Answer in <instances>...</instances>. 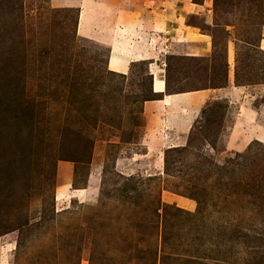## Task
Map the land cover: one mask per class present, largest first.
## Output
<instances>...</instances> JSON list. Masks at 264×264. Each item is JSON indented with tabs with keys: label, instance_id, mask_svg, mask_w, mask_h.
<instances>
[{
	"label": "rangeland",
	"instance_id": "1",
	"mask_svg": "<svg viewBox=\"0 0 264 264\" xmlns=\"http://www.w3.org/2000/svg\"><path fill=\"white\" fill-rule=\"evenodd\" d=\"M194 1L201 59L148 31L122 75L77 5L0 0V264H264V0ZM161 66L162 92H214L160 157Z\"/></svg>",
	"mask_w": 264,
	"mask_h": 264
},
{
	"label": "crops",
	"instance_id": "2",
	"mask_svg": "<svg viewBox=\"0 0 264 264\" xmlns=\"http://www.w3.org/2000/svg\"><path fill=\"white\" fill-rule=\"evenodd\" d=\"M56 1L79 7L80 35L94 37L96 43L105 45L109 49L110 62L113 57L116 58L115 69H110L114 73L128 75L140 53L138 46L131 47L132 42L137 41L139 36H145L148 31L149 35L154 33L156 37L166 40L165 47L170 52L164 54V59L169 55H176L174 53L178 49L184 56L201 59L198 52L205 53L209 44V36L197 33L196 31H199L198 25L192 23L191 20L193 15H202L204 12L210 14L211 11L207 8L206 2L201 4L194 0H178V3L173 2L172 10H146L143 5L142 11L137 8L135 0ZM208 14H205L208 20L207 23L211 21ZM187 18H190L189 23L182 21ZM124 38L125 41H123ZM129 38L133 40L131 43L128 41ZM162 47L165 49L164 45ZM145 48L147 49L148 46L145 45ZM158 70L159 73L151 74L153 77L152 91L154 94L162 96L158 99L145 101L143 117L145 122L150 121L152 117H156L159 123L154 124V126L148 124L149 129L152 126L156 133L153 134V129H150L151 132H146L145 137L143 136L142 143L148 145V148L159 150L161 157L163 153L160 148L151 147V141L160 140L164 134V136L168 135L173 138L181 136V131H187L195 123L202 103L213 96L214 90L204 89L180 91L178 93L162 92L166 90L168 85L167 70L163 66ZM156 74L157 78L155 77ZM163 123L171 128H166L164 132H160L163 129ZM173 124L176 126L173 127Z\"/></svg>",
	"mask_w": 264,
	"mask_h": 264
},
{
	"label": "bare ground",
	"instance_id": "3",
	"mask_svg": "<svg viewBox=\"0 0 264 264\" xmlns=\"http://www.w3.org/2000/svg\"><path fill=\"white\" fill-rule=\"evenodd\" d=\"M64 192V190H61V191H59V195H61V194H63V192ZM64 193H66V192H64Z\"/></svg>",
	"mask_w": 264,
	"mask_h": 264
},
{
	"label": "trees",
	"instance_id": "4",
	"mask_svg": "<svg viewBox=\"0 0 264 264\" xmlns=\"http://www.w3.org/2000/svg\"><path fill=\"white\" fill-rule=\"evenodd\" d=\"M148 100H150V99H148ZM154 100V99H153Z\"/></svg>",
	"mask_w": 264,
	"mask_h": 264
}]
</instances>
